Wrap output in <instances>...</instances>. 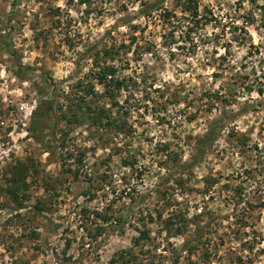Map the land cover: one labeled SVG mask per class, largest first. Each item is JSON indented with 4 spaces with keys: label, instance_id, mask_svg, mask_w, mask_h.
Listing matches in <instances>:
<instances>
[{
    "label": "rangeland",
    "instance_id": "obj_1",
    "mask_svg": "<svg viewBox=\"0 0 264 264\" xmlns=\"http://www.w3.org/2000/svg\"><path fill=\"white\" fill-rule=\"evenodd\" d=\"M185 1L0 0V264H264V0ZM104 41L129 131L62 116Z\"/></svg>",
    "mask_w": 264,
    "mask_h": 264
},
{
    "label": "trees",
    "instance_id": "obj_2",
    "mask_svg": "<svg viewBox=\"0 0 264 264\" xmlns=\"http://www.w3.org/2000/svg\"><path fill=\"white\" fill-rule=\"evenodd\" d=\"M195 5L196 6L193 5L192 0H188L179 6L184 7L183 9L185 12H190L191 18H193L195 21V19H198L199 17L197 4ZM160 10V5L157 1H155L154 3L146 4L145 7L138 12L136 18L150 17L155 12H159ZM261 10L264 12V4L261 7ZM171 15L172 14L166 10H164V14H161L165 21H168ZM130 24V21H126L121 26H129ZM135 40L136 39L133 38L132 42ZM105 43L106 41L102 43L97 42L86 49L81 55V58L93 61V67L91 70L92 73L88 74L87 78L90 79V77H92V79L95 80L98 85L103 86L105 94H100L96 91V84H93L91 81L85 84L84 80L80 79L77 83V86L78 89L82 88L81 90L83 91L77 89L78 95L76 94L75 96L77 97L78 102L73 106H66V111L62 112V116L63 118L71 117L75 122L81 121L80 116H89L93 125L101 127L102 129H116L118 133L124 132L125 129L129 131L132 129V126L129 125L127 120L129 113L125 112L124 117H116L113 115L112 109L113 107H120L119 103L117 102V97L123 88H126V78H121L118 76L120 70L119 67L117 65H109L107 62L108 60H112V58L114 59V55L118 54L119 50H115V47H104L102 50H99L98 47L100 45L103 46ZM124 46L125 45H121L120 48H124ZM125 48L128 47L125 46ZM77 72L80 73V68L77 69ZM75 75L70 76V78H72V80L75 79ZM260 92L262 91L260 90ZM79 95L82 97H79ZM69 96L72 97V95H65L62 100L68 101L70 98ZM89 97H91V99H88ZM103 97L108 98V100L111 101L112 107L110 109H105L104 107L95 108L94 103H96L97 99ZM53 102L54 99H50L46 103L43 101L44 104L48 105L47 108L49 110L44 113V115H51ZM40 109H42L41 106L37 107L34 115L42 116L43 113H41ZM60 110H63V106L60 107ZM244 112L247 111L243 110L242 113ZM234 116L235 115H228V112L225 110L221 111L220 116L211 122L207 132L196 140L190 163L184 164L185 169L192 170L201 164V162L209 154L214 143L220 138L224 129L229 123H231V120ZM20 176L21 175L19 172L15 171L13 173V183H15L17 186L15 189H12L10 193L15 199L18 197V191L20 190V185L22 184V179Z\"/></svg>",
    "mask_w": 264,
    "mask_h": 264
}]
</instances>
